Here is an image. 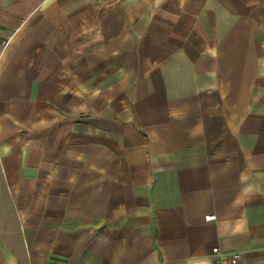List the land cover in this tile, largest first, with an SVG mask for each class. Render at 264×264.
<instances>
[{
	"label": "crops",
	"instance_id": "0c3cea01",
	"mask_svg": "<svg viewBox=\"0 0 264 264\" xmlns=\"http://www.w3.org/2000/svg\"><path fill=\"white\" fill-rule=\"evenodd\" d=\"M215 250L264 264V0H0V264Z\"/></svg>",
	"mask_w": 264,
	"mask_h": 264
},
{
	"label": "built area",
	"instance_id": "2783aa9c",
	"mask_svg": "<svg viewBox=\"0 0 264 264\" xmlns=\"http://www.w3.org/2000/svg\"><path fill=\"white\" fill-rule=\"evenodd\" d=\"M215 216L207 217V221L215 220ZM215 257H217L214 264H241L242 256L241 253L231 252L226 253L220 250H215Z\"/></svg>",
	"mask_w": 264,
	"mask_h": 264
}]
</instances>
